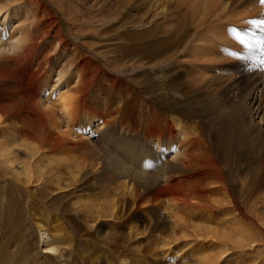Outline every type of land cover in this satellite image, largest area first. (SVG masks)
Returning a JSON list of instances; mask_svg holds the SVG:
<instances>
[{
    "label": "bare ground",
    "instance_id": "1",
    "mask_svg": "<svg viewBox=\"0 0 264 264\" xmlns=\"http://www.w3.org/2000/svg\"><path fill=\"white\" fill-rule=\"evenodd\" d=\"M87 1L0 0V19L5 27L0 32V158L3 162L12 160V165L24 164L25 184L46 179L58 191L65 179L74 186L87 167L93 174L100 166L103 178L91 177L88 181L94 183L86 198L80 196L69 205L77 214H85L84 207L92 216H113L124 206L122 199L131 194V208L139 206L144 211L140 202L146 196L136 190L152 188L148 193L152 200L162 199L163 204L158 215L146 210L149 215L145 218L148 227L161 234L154 247L163 255L168 257L164 249L186 232L184 238L190 233L198 242H220L227 247L213 255L208 247L194 248L191 256L197 257L196 264H217L232 249L243 256L239 264H256L250 257L254 252L245 250L255 249L254 244L264 245V196L256 197L249 206L255 222H244L245 216L236 205L248 208L254 194L264 187V139L260 136L264 115L253 114L260 119L255 123L259 137L254 150L230 148L221 157L223 143L232 137H224L216 128L217 112L212 111L217 110L211 109L214 89L207 68L215 72V65L228 58L226 47L238 42L229 32L231 24L248 25L258 10L264 16V5L259 1L258 5H246L249 0H104L107 5L96 7V0L95 6L88 7ZM93 7L101 20L117 21L113 24H119L117 29L136 33V45L130 48L141 56L135 65L149 69L144 82L137 79L129 83L126 49L121 50V57H102L83 45L77 27L95 24L92 20L81 24L84 10L93 15ZM152 51L156 56H151ZM55 93L59 96L53 99ZM7 118L14 120L10 126L5 123ZM94 134L107 137L103 145L112 150L107 151L117 154L121 164L130 163L121 165L125 173L139 169L144 182L135 185L124 176L116 184L110 174H103L102 150L95 153L98 144L90 142ZM141 147L148 155L141 156ZM254 161L259 166L252 169ZM155 162L160 164L156 174L140 168ZM233 166L237 172L241 168L245 172L238 179L240 204L233 198L236 184L232 190L224 172L232 171ZM23 204L15 196L8 194L1 199L0 195V264H50L47 257L38 261L40 246L58 252L62 241L50 239L49 232L38 224L34 243L27 233ZM202 207L208 211L196 215ZM228 215L237 221L232 217L226 220ZM258 252L264 255V247L256 255ZM174 257L168 263L172 264ZM105 261L103 264H108ZM136 264L145 263L140 259Z\"/></svg>",
    "mask_w": 264,
    "mask_h": 264
},
{
    "label": "rangeland",
    "instance_id": "2",
    "mask_svg": "<svg viewBox=\"0 0 264 264\" xmlns=\"http://www.w3.org/2000/svg\"><path fill=\"white\" fill-rule=\"evenodd\" d=\"M97 2L99 3L98 5H96V0L94 2L93 0H88V7L91 5H96V7L107 5L104 0H98ZM252 3L254 5H258V0H249L246 5L249 4V6H253ZM249 6H246L245 9ZM96 9L97 8L93 7L90 10L91 12H94L93 15H91L86 9L83 12L85 14V18L81 21V24H84L86 20H92L95 23L92 25V27L85 26V29L80 26L77 27V31L82 32L77 33L81 34L79 38L85 42L83 45L89 48V50L94 51V53H98L102 57L118 58L121 57V50L126 49L127 54H125L124 58L130 62H127L130 66V69L126 72V77L132 80L129 83L132 84L137 79L144 82V80H146L144 73L149 71V69L146 68L145 70H141L138 68L139 66L135 65V61L141 56L137 57L135 55V49L130 48V46L136 45L134 42L137 40L133 38L136 33H131L130 30V33H126L122 29H117L119 24L113 25L117 21L107 23V21L101 20L103 18L100 16V13L96 12ZM241 10L242 9H239L235 11V13ZM81 11L80 14L82 13ZM258 12L254 13L255 17L251 15L250 17H253V20L264 19L263 14H258ZM248 25L234 22L231 24L230 28H236L237 30H240L250 28L251 26ZM256 31L257 34H260V30L257 29ZM84 33H87L90 36L84 38V36H82ZM150 41L151 40H148L147 42ZM92 45H94L93 47L95 49L90 48ZM226 50L227 53H243L245 51L243 46L238 42L233 43L232 46H227ZM156 54L157 52H151V56H156ZM227 57L228 58L225 62L215 65V72H211L213 69L207 68V71L209 72L207 77L214 89L212 92V97L213 103L215 105H211V109L212 107H215L217 110L212 111V114L217 112L216 117L214 118L216 122V128L219 134H223L224 137L226 135L232 137V140L228 139L223 143L221 157H225L229 153L230 148H234V150H254V147H256V140L259 137L258 125L255 123H259L260 119H258V116H254L253 114H259L261 112L264 115V68L258 67L252 71H249L248 69L250 65L248 62L239 60L237 57H232L230 55H227ZM142 75L143 77H138ZM211 75L213 76L211 77ZM54 82L55 80L53 79L51 81V87L55 85ZM179 83L180 86H183V88L186 87V85H183L184 82L179 81ZM144 85L146 84L143 83V86ZM177 93L179 94V92ZM255 97L257 102H255ZM52 103H54L53 100ZM13 121L14 120H12V118H9L5 123L7 126H10ZM9 130L10 128L7 129L6 132ZM260 132V136H263L262 139H264V124H261ZM1 134L2 131L0 130V136ZM239 135L242 136L243 140L247 138L248 139L246 141H242L241 138L238 139ZM104 139H107V137H100L98 134H94L91 136L90 140V142L98 144L97 146L99 149H95V153H100L99 151L102 150V153L100 154L104 161L103 169H105L106 172L103 174L106 176H109L110 174L114 178L113 181H115L116 184L122 182L121 178L124 176H128L127 181L133 182L135 185L140 184V181L143 180L142 178H144L139 176L141 175L139 174L141 171H138L139 169L136 170L135 167H132L135 169L134 171L129 170L130 172L125 173L123 167L121 166L123 165L121 164L122 161L119 160L120 157H118L115 153L113 154L111 152L113 154L112 155L107 151L109 148L107 149V147L103 145ZM257 142L262 143L260 140ZM141 150V156H146L148 153H145L146 149L141 147ZM18 157L20 160H23L21 154H18ZM116 161L118 162L117 164L115 163ZM12 163V160L10 162H3L0 158L1 199H4V196L9 194L15 196L24 203L23 206L26 207L27 215V233L34 243L37 239V234L35 232L36 225L38 224H40L41 228H45L46 231L49 232L50 239L57 238L62 241L59 251L55 253L46 251V246L41 245L40 252L36 250L38 252L37 259L40 262H42L44 258L47 257L50 259V264H103V259H106L108 264H136L138 261H140V259H142L145 264H171L168 263V261L174 257L173 254L186 247L187 249L184 252L176 254L177 256L175 255V259H173L174 261L172 264H196L193 261H195L197 257L195 258L191 256L194 248L197 249L201 246L202 248L208 247V253H211V255L215 254L217 251H224L227 248H225L222 243L217 241H215L217 242V245L216 243L213 245L214 242L212 241L209 242L202 240L198 242L195 240V238H193V236H191L189 232V236H187L188 238H184V235L186 234L185 232L180 235L181 239L178 240L177 243L168 246V248H170L169 250L168 248L164 249L169 252L167 257L165 254L163 255L161 250H158L154 247L157 243V240H160L161 234H159L158 231L154 230L151 226L148 227V221H146L145 218V215H149V213H145L146 210H148L150 213L153 212L156 213L155 215H158L157 211L163 204L161 202L162 199H158L155 202L152 200L151 196L148 194L149 191L153 190L152 188H150L151 190H145L144 188H139L136 190L137 193L146 196L145 199L142 200L143 202H140V207L143 208L144 211L140 210L139 206H136L133 209L131 208V194L124 200L122 199L123 202H121L124 204V206H120L121 209L113 216H92V213L88 210H85L84 207L83 210L85 214H77V212L69 207V205L73 201L78 200L80 196L82 198H86V193L89 192L91 189L90 186H92L94 183L93 181V183L88 181L91 180V177L95 176L94 178H103L102 176H99L102 171L100 166L99 168H96V171H94L96 174L94 172L93 174H90V167H87L81 173L82 176L80 177V181L74 185L75 187L73 185L71 186L68 180L65 179L61 184L62 190L58 191L55 190V188L49 183V180L46 179L43 181H35L25 184L26 179L22 175L24 164L17 166V164L12 165ZM118 165H120L119 168L117 167ZM125 165L129 166L130 163L127 164L126 162ZM132 165L134 166V164ZM153 166L155 168H153ZM158 166H160V164L158 165L157 162H155L152 167H146L145 169L144 165H142L140 168L141 170H147L148 172L146 173L148 174H156L159 170ZM258 166L259 162L254 161L250 168H258ZM20 168L22 170H19ZM236 170L237 169H235L233 166L232 171L224 170V172L228 184L230 183L229 185L231 186L232 190L233 183L236 184L234 186L236 192L233 190V198L235 199L236 203L240 204L241 200L239 197L241 185H239L240 183L238 179L239 177H242L245 172L243 171V168H241V170L238 172ZM136 172L138 174H136ZM48 173L52 174L51 172ZM143 173H145V171ZM89 174L90 176L86 178V175ZM258 196H264V187L261 191H257L256 194H254V199L252 198L253 202H250L248 205L249 209L247 207L245 209V207L243 208L241 205H236L239 213L242 216H245L243 218L245 220L244 222H247V220H249V222L250 220L253 221L254 215L251 213L250 207L253 206L254 200ZM207 211V208H199V210L196 211V215H203ZM81 215L84 217V219ZM248 215H251L250 217L252 218L250 219ZM151 217L154 216L152 215ZM227 217L229 218H226V220L230 219V217H232V220H236V218L232 215H228ZM185 220L189 221V219ZM159 222H162V220L160 219ZM253 222H255V219ZM246 224L247 223H245L244 226L249 228ZM30 229L31 231H29ZM128 233H131V235L129 236ZM0 234L2 236V233ZM203 243L205 244L203 245ZM258 244H254L255 249L251 250L247 248L245 251H247V253L252 251L254 252V255H256L258 249L264 247V245L258 246ZM72 245H74V249H72ZM81 249L84 252H81ZM76 252L79 254H76ZM259 253L260 252H258V255H256L257 257L253 254H251L250 257L253 256L256 264H263L262 260L264 261V259L262 258H264V255ZM179 255H181V257H179ZM242 258L243 256L241 253H239V250L232 249L229 250L228 253L224 255V258L217 264H239L242 262ZM182 259L185 261H182ZM214 264H216V261Z\"/></svg>",
    "mask_w": 264,
    "mask_h": 264
},
{
    "label": "snow or ice",
    "instance_id": "3",
    "mask_svg": "<svg viewBox=\"0 0 264 264\" xmlns=\"http://www.w3.org/2000/svg\"><path fill=\"white\" fill-rule=\"evenodd\" d=\"M261 4H264V0H260ZM250 28L237 30L236 28H230L229 32L232 37L243 46L245 51L243 53L228 52V55L237 57L239 60L246 61L249 63V71L256 68H264V19H256L248 21ZM260 30V34H257L256 30ZM5 27L3 20L0 19V32H4ZM227 51V50H225ZM59 93H55L53 98H57ZM77 131H82L77 129ZM174 151V149H173ZM152 167V165H147ZM48 251L55 253V249H48Z\"/></svg>",
    "mask_w": 264,
    "mask_h": 264
}]
</instances>
